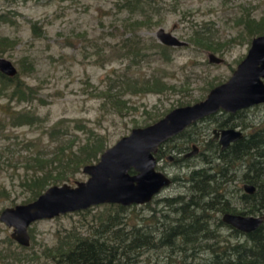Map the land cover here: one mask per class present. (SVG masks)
<instances>
[{
	"label": "rangeland",
	"instance_id": "rangeland-1",
	"mask_svg": "<svg viewBox=\"0 0 264 264\" xmlns=\"http://www.w3.org/2000/svg\"><path fill=\"white\" fill-rule=\"evenodd\" d=\"M0 15L6 18L0 23V39L6 40L5 46L0 47V58L10 61L20 80L38 93L31 103L19 102L15 98L10 100L9 93L0 85L1 213L23 204L28 196L20 181L24 164L32 154L54 152L60 143L73 139L75 143H85L92 135L104 138L109 148L135 126L145 127V123L160 118L171 108H178L180 103H197L206 97L210 87L227 81L245 58L252 39L259 36L254 33L255 24L264 26V0H154L151 3L147 0H0ZM147 15L149 18L145 19ZM136 22L138 25H132ZM159 29L185 42L186 47L164 49L166 46L155 37ZM135 34L143 42L146 56L136 63L117 56L122 42ZM210 54L224 62L210 64ZM122 74L128 80L156 78L169 88L161 93L132 94L125 87L121 90L125 105L116 103L115 106L108 96L118 92L119 87L108 91ZM24 112L37 115L41 124L33 128L13 127L9 122L11 115ZM61 121V126L70 132L65 137L49 131ZM241 122L251 126L248 134L263 130L264 105L235 117V126ZM213 126L206 121L197 124V129L208 132ZM60 130L63 131L62 127ZM196 132L193 129L186 137L189 135L196 141L194 144L202 151L207 137L200 133L196 137ZM184 143L185 139L181 138L168 147ZM169 154L176 156L177 152L172 149ZM159 164L171 178H179V184L163 190L151 203L133 205L121 213L127 222L125 231L136 225L145 226L150 232L159 229L160 233L168 223L163 217L176 215L162 201L185 194L181 184L186 173L192 167H200L202 162L198 158L185 167L163 159ZM236 164L240 163H234L233 167ZM244 165L248 166L249 162ZM85 180L87 176L80 171L69 185ZM232 182L229 185L226 177L223 188L217 186L230 200L232 195L226 191L242 185L239 180ZM108 206L92 207L85 215L66 214L32 224L28 228L30 245L27 248L13 242L12 230L0 223V246L9 248L6 238L12 241L8 258L12 264H55L48 251L63 243L66 237L97 239L100 232L108 229L106 220L115 216V210ZM207 214L211 216L208 220L211 229H215L222 213ZM219 233L235 242L227 228L221 227ZM111 235L112 232L106 233L104 239ZM204 242L201 241L202 246ZM169 253L167 248L145 249L133 256V262L182 264L180 256L168 259ZM209 255V251L200 253L196 259L186 262L199 264L200 259L207 260Z\"/></svg>",
	"mask_w": 264,
	"mask_h": 264
},
{
	"label": "trees",
	"instance_id": "trees-1",
	"mask_svg": "<svg viewBox=\"0 0 264 264\" xmlns=\"http://www.w3.org/2000/svg\"><path fill=\"white\" fill-rule=\"evenodd\" d=\"M147 1L148 3L153 2ZM144 17L145 19L149 18L148 15ZM4 21H6L5 16L0 15V23ZM132 25H138V22ZM263 28L262 24H255L254 33L258 35L264 34L262 33ZM254 33L253 35H255ZM4 41L6 40L0 39V47L5 46ZM163 48L170 49L167 46ZM117 53H119L117 56L131 59L134 63L146 57L143 42L136 34L131 39L122 42L120 51ZM28 68L32 69V66ZM124 78L127 79L128 77L123 74L119 76L116 81L117 84L109 89L108 92L110 93L114 87H119V93H115L117 96L115 94L108 96L110 102L125 105V102L121 101V96L124 94L121 90L125 87L126 91H131L130 93L132 94L161 93L162 91H167L169 88L156 78L141 81L127 79L126 82ZM0 85L3 91L9 93L10 100L15 98L19 102L31 103L38 94L36 90L27 86L22 79L20 80L18 74L14 78H8L0 73ZM214 87H210V90ZM188 105L180 103L178 107ZM171 110L173 108L167 111V113ZM215 116L212 115L209 118H215ZM160 118L150 120L145 123V126L158 121ZM9 122L16 128L22 126L33 128L41 124V119L29 112L13 113ZM62 122L54 124L49 131L57 134L59 137H65L70 132L67 130V127L61 126ZM61 127L63 131L60 130ZM134 128H139V126H135ZM75 142L76 140L73 139L60 143L61 145L55 146L54 152L32 154L27 159L23 168L22 180L20 181L21 188L28 193L23 204L33 202L52 186L70 184L74 181L76 174L80 173V171L82 172L84 166L98 162L100 155L107 149L105 139L94 137L93 135L85 143L80 144L77 142V144ZM254 142L255 145H253ZM244 144L249 145L237 148L236 153L234 152L233 160L236 163H240L243 160L242 162H249L251 166L255 165V177L248 178L245 176L244 180L248 184L255 185L256 192L254 196L243 195V211L235 214L264 216V129L255 132V141L251 138L249 142L244 141ZM48 155L50 156L48 157ZM204 173L205 171L201 172L202 176H204ZM197 174L199 173L192 172L190 177L197 176ZM194 180L196 184L197 179ZM214 182L215 180H212V183ZM192 183L191 181L189 185H192ZM192 190L198 193L199 191L204 192V189H199L197 184L194 188L192 187ZM210 191L213 196L210 205L200 206L197 202L194 204V207L200 208L206 213V217H204V213L195 214V211H191L190 205L186 202L181 204L182 201L177 199L168 200L167 207L178 215H175V218H170L169 221L173 225L167 224L160 233L158 232L159 229H151L154 232H150L145 229V226L139 228L136 225L131 226L129 230L125 231L127 222L124 221L120 214H123L128 207L109 205L108 207L115 210V216H109L106 220L109 222L108 229L100 232L97 239L77 236L70 239L66 237L63 243L60 242L56 247H53L48 251V254L55 264H134L133 259L135 257L133 256L140 255L142 250L167 248L170 250L167 258L171 259L172 256H180L182 264H192V262L186 261L194 260L197 258V255L200 253L205 254L207 251L210 252V257L207 260L200 259L199 264H264V222L256 231L248 234L226 227L230 232L229 236L234 237L232 239L235 242L231 243L230 238L227 239L219 233L220 228L223 226L221 219H218V223L214 227L215 229H211L212 224L210 227L208 223L211 217L210 215L208 216V212L231 213L227 206L222 205L221 200L223 197L219 195L220 192L217 187H211ZM253 199H255V205L253 204ZM179 204L181 206H178L177 209L176 206ZM89 210L77 213L85 215ZM111 227L113 229L108 231ZM108 232H112V235L104 239ZM216 234L218 237L223 238V241ZM203 240L205 242L202 246L201 241ZM6 242L9 244V248L3 249L0 246V263L12 264L8 260L12 241L6 238Z\"/></svg>",
	"mask_w": 264,
	"mask_h": 264
},
{
	"label": "water",
	"instance_id": "water-1",
	"mask_svg": "<svg viewBox=\"0 0 264 264\" xmlns=\"http://www.w3.org/2000/svg\"><path fill=\"white\" fill-rule=\"evenodd\" d=\"M155 37L167 47L182 48L187 45L163 29H159ZM208 62L219 65L224 61L210 54ZM0 73L14 78L17 70L10 61L0 58ZM262 104L264 35L252 39L245 58L230 78L211 89L203 100L175 108L148 126L133 128L127 136L107 148L98 162L82 168L87 180L75 182L74 186H52L33 202L6 208L0 213V223L12 230L10 239L13 242L27 248L30 245L28 228L38 221L52 220L105 204L122 207L146 205L163 188L171 185L169 177L156 170L155 155L163 143L219 111L235 113ZM241 138V132L227 130L221 132L219 143L224 149ZM254 190L256 188L245 186L249 195ZM222 221L248 234L263 224L264 217L225 214Z\"/></svg>",
	"mask_w": 264,
	"mask_h": 264
},
{
	"label": "flooded vegetation",
	"instance_id": "flooded-vegetation-1",
	"mask_svg": "<svg viewBox=\"0 0 264 264\" xmlns=\"http://www.w3.org/2000/svg\"><path fill=\"white\" fill-rule=\"evenodd\" d=\"M259 36H261V35H259ZM259 36H256V37H259ZM262 105H264V104H262ZM259 106L260 105L253 106V107L248 108V109H254L255 107H259ZM248 109L241 110V111H238L235 113H228V112H224V111H219L218 113L214 114V115H216L215 118L207 117L205 119H202V120L196 122L193 127H191L192 126L191 125L187 129H185L182 133H180V134L172 137L171 139L167 140L165 143H163L158 148V151L155 155V158L157 160L156 170L158 172L165 174L171 180V185L163 188L160 191L159 195L161 194V192L163 190H165V189H167L173 185L179 184L178 181H180V179L177 177L171 178L168 174H166L165 170H162L160 168L159 163L161 162V160L166 159L168 161H173L174 164H176L178 166H185V167L188 165L189 162H191L195 159H198V158L202 162V165L200 167H192L191 169H189L188 172L186 173L183 181H182L183 183L181 182L182 183L181 185L186 190L185 194L183 193L182 195H178V196L173 197V198H166L164 201H162V202H165L166 206L168 205L167 204L168 200L177 199L179 201H182L181 204H183L184 202L188 203L190 205L191 211H195V214L204 213L205 214L204 217H206V213L203 212L200 208L197 209L196 207H194V204L197 202L200 204V206L210 205L211 198L213 197L212 193L210 191L211 187H217L220 185V188H223V185H224L223 179L227 177V183L229 182V185H231L233 183L232 182L233 180H239L240 183L242 182V185H241V187L234 188V190L228 189L226 191L227 195H232L231 200L226 198L227 196L224 193H219V195L221 197H223L221 200L223 203L222 205L225 207L227 206V208H229V210L231 211V213H223L221 216V221H222L223 215H225V214L240 215V214H235V213L240 212V210L242 211V209L244 208L243 195L249 196V194H247L245 192V186L247 185V186H251V187L255 188V185L246 183L244 180V177L245 176L248 178H254L255 177V165L251 166V164L249 163V165L246 166V165H244V162H242L243 161L242 160L240 162V164H236L233 167V163H236L233 159H234V155L236 153L237 148H243V145H246V146L249 145V144H244V141L249 142V139H251V138H252V140L255 141V132L256 131L248 134L247 132L249 131L251 126L250 125L247 126V124L245 122H241L237 126H235L234 125V119H235V117H239L241 115L244 116L246 110H248ZM206 121L207 122L209 121V123H212V125H214L212 128L208 129V132H203L200 128L197 129L198 128L197 124H200V123L206 122ZM193 129L197 130V132L195 133L196 137L198 136L199 133L201 135H204L207 137V139H205V141H206L205 148H203L202 151L200 150V148L196 144H194V142H196V141H193L189 135L186 137V134H188V132L193 130ZM198 130H200V131H198ZM227 130H235V131L241 132L242 138L235 141V142L229 143V145L223 149L222 145L219 143L220 134H221V132L227 131ZM249 137H251V138H249ZM181 138L185 139V143L183 146H181V145L178 146V144H177V145L173 146L172 148L168 147V145L170 143H172L173 141H177V139H181ZM191 141H193V142H191ZM241 142H243V143H241ZM253 145H255V142ZM172 149L176 150V152H177L176 156H171L169 154L170 150H172ZM242 165L246 166V167L243 168ZM219 168H220V170H218ZM204 171H205L204 176H202L203 174H201V172H204ZM192 172H198L199 174H197V176L194 175V176L190 177ZM194 179H197L196 180L197 187L199 189H204V192L199 191V193H198V192H194L192 190V187L194 188L196 186ZM212 180H215V182L212 183ZM191 181L193 182L192 183L193 186L189 185V183ZM255 192L256 191L254 190L253 194H250V196H254ZM159 195H157V196H159ZM156 197H154L153 200ZM215 199H218V198H215ZM253 204L255 205V199H253ZM178 206H181V205L180 204L177 205V207H176L177 209H178ZM238 209H240V210L238 211ZM195 214H192V215H195ZM176 215H178V214H176ZM242 216H244V215H242ZM246 216H253V215H246ZM163 218L168 219L167 224L173 225V223L169 221V219H170L169 216H164ZM172 218H175V217L173 216ZM222 227L226 228V227H230V226L223 223ZM230 228H232V227H230Z\"/></svg>",
	"mask_w": 264,
	"mask_h": 264
},
{
	"label": "bare ground",
	"instance_id": "bare-ground-1",
	"mask_svg": "<svg viewBox=\"0 0 264 264\" xmlns=\"http://www.w3.org/2000/svg\"><path fill=\"white\" fill-rule=\"evenodd\" d=\"M250 196V195H249ZM259 217H264V216H259Z\"/></svg>",
	"mask_w": 264,
	"mask_h": 264
}]
</instances>
